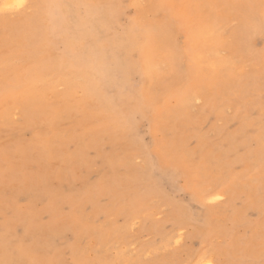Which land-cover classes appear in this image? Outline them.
Here are the masks:
<instances>
[{"label": "rangeland", "instance_id": "rangeland-1", "mask_svg": "<svg viewBox=\"0 0 264 264\" xmlns=\"http://www.w3.org/2000/svg\"><path fill=\"white\" fill-rule=\"evenodd\" d=\"M22 1L0 264H264V0Z\"/></svg>", "mask_w": 264, "mask_h": 264}, {"label": "bare ground", "instance_id": "bare-ground-1", "mask_svg": "<svg viewBox=\"0 0 264 264\" xmlns=\"http://www.w3.org/2000/svg\"><path fill=\"white\" fill-rule=\"evenodd\" d=\"M5 1H7V2L9 1V2L11 3V1H13V0H11V1H10V0H4V2H5ZM15 1H16V2H15ZM213 1H214V0H213ZM4 2L2 3V5H3V6H4V5L6 6V4H7V7H9V5H8L9 2H8V3H7V2L4 3ZM13 2H14V3H11V4H13V5L15 4V5H17V4H19L20 0H18V1H17V0H14ZM23 2H24V1L21 0L20 5H22ZM16 3H17V4H16ZM135 3H136V2H135ZM146 3H147V2H146ZM213 3H215V2H213ZM148 4H149V3H148ZM201 4H202V3H201ZM201 4H200V5H201ZM15 5H14V6H15ZM20 5H18V6H16V7H19ZM133 5H134V4H133ZM133 5H132V6H133ZM175 5H176V4H175ZM71 6H72V5H71ZM137 6H138V5H136V7H137ZM11 7H12V6H11ZM73 7H74V6H73ZM217 7H218V6H217ZM3 8L6 9V7H3ZM134 8H135V7H134ZM139 8H140V7H139ZM139 8H138V9H139ZM200 8H201V6H200ZM117 9H118V8H117ZM135 9H136V8H135ZM80 10H81V9H80ZM118 10H119V9H118ZM121 10H122V9H121ZM123 10H124V9H123ZM64 12H65V11H62V13H64ZM118 12H120V11H118ZM104 13H106V11H105ZM201 13H202V12H201ZM64 15H65V14H64ZM64 17H66V16H64ZM143 17H144V16H143ZM100 18H101V17H100ZM65 19H68V16H67V18H65ZM65 19H63V20H65ZM145 19H148V18H145ZM69 20H70V18H69ZM65 21L67 22V20H65ZM71 21H73V20L71 19ZM71 21H70V22H71ZM90 21H91V20H90ZM90 21H89V22H90ZM109 21H110V20H109ZM141 21H143V20H141ZM108 23H109V22H108ZM40 24H41V23H40ZM43 24H44V23H43ZM43 24H42V25H43ZM65 24H66V23H64V25H65ZM93 24H94V23H93ZM112 24H113V23H112ZM64 25H63V26H64ZM67 25H68V23H67ZM69 25H70V24H69ZM40 26H41V25H40ZM40 26H39L38 29H35V31H36V30H39V31H40V29L42 28V27H40ZM71 26H72V25H70V28H71ZM111 26H112V25H111ZM67 28L69 29V26H68ZM96 28H97V27H96ZM43 29H44V28H43ZM43 29H41V31H42ZM115 29H116V27H115ZM117 30H118V29H117ZM28 31H29V30H28ZM30 32H32V31H30ZM33 32H34V31H33ZM37 32H38V31H37ZM42 32L44 33V30H43ZM125 32H126V30H125ZM112 33H114V32H112ZM115 33H116V32H115ZM248 33H249V32H248ZM109 34H110V33H109ZM107 36H108V35H107ZM27 37H29V36H27ZM27 37H26L25 39H28ZM93 37H94V36H92V38H93ZM108 37H109V36H108ZM40 38H41V37H40ZM94 38H95V37H94ZM100 38H101V37H100ZM23 40H24V39H23ZM28 40H33V39L30 37V39H28ZM28 40H26V41H28ZM35 40H36V38H35ZM93 40H94V39H93ZM39 41H40V40H39ZM23 42H24V41H23ZM32 42H33V41H32ZM36 42H37V41H36ZM10 43H11V42H10ZM20 43H21V42H20ZM20 43H19V44H20ZM26 43H28V42H26ZM26 43H25V44H26ZM77 43H79V41H78ZM6 44H7V43H6ZM12 44H13V43H11V45H12ZM90 44H91V43H90ZM103 44H104V43H103ZM28 45H29V44H28ZM35 45H37V44H35ZM14 46H15V45H14ZM14 46L12 45V47H14ZM32 46H33V45H32ZM97 46H99V45L97 44ZM102 46H104V45H102ZM30 47H31V45H30ZM99 48H100V46H99ZM19 50H20V49H19ZM23 50H24V49H23ZM23 50H22V51H23ZM25 50H27V49H25ZM88 50H89V49H88ZM31 51H32V50H31ZM33 52L36 53L35 50H33ZM209 52H210V51H209ZM29 53H30V52H29ZM37 53H38V52H37ZM37 53H36V54H37ZM30 54H32V52H31ZM157 54H158V53H157ZM162 54H163V53H162ZM32 55H33V54H32ZM37 55H38V54H37ZM155 55H156V53L154 54V57H156ZM164 55H166V54H164ZM170 55H171V54H170ZM172 55H173V54H172ZM172 55H171V56H172ZM35 56H36V55H35ZM106 56H107V55H106ZM167 56H169V55L167 54ZM215 56H217V55H215ZM107 57H108V56H107ZM158 57H159V56H158ZM162 57H164V56L162 55ZM19 58H20V57H19ZM33 58H34V57H33ZM56 58H57V57H55L54 59H56ZM20 59H21V58H20ZM22 59H24V58H22ZM54 59H53V60H54ZM57 59H58V58H57ZM154 60H155V59H154ZM56 61H58V60H55V62H56ZM158 61L161 62L160 59H159ZM158 61H156V62H158ZM163 61H164V60H163ZM32 62H34V60H33ZM153 62H154V61H153ZM56 63H57V62H56ZM97 63H98V62H97ZM168 63H169V62H168ZM168 63H167V64H168ZM19 64H20V63H19ZM40 64H41V63H40ZM152 64H153V63H152ZM158 64H159V63H158ZM163 64H166V61H164V62L162 63V65H163ZM154 65L157 66L156 64H154ZM154 65H153V67H154ZM162 65L160 64V66H162ZM169 65H170V64H169ZM163 66H164V65H163ZM88 67H89V66H88ZM157 67H158V66H157ZM36 68H37V67H36ZM117 68H119V67H117ZM37 69H38V68H37ZM89 69H90V67H89ZM225 69H226V68H225ZM154 70H155V67H154ZM28 72H29V71H28ZM154 72H155V71H154ZM154 72H152V73H154ZM8 73H9V72H8ZM33 73H34V71H33ZM85 74H86V73H85ZM85 74H84V75H85ZM148 74H149V73H148ZM71 75H73V74H71ZM154 75H156V73H154ZM27 76H28V74H27ZM86 76H87V75H86ZM160 76H165V75H164V74H163V75H159V76L156 75V76H155V77H156L155 79H157V78L160 77ZM88 79H89V77H88ZM44 80H46V79H44ZM44 80H43V82H45ZM60 80H61V79H60ZM64 80H65V79H64ZM155 81H156V80H155ZM157 81H158V80H157ZM24 82H26V81H24ZM72 82H73V81H72ZM35 84H36V83H35ZM71 84H72V83H71ZM72 85H73V84H72ZM34 87H35V85H34ZM114 92H115V91H114ZM21 93H22V92H21ZM15 94H16V93H15ZM121 94H122V93H121ZM28 95H29V94H28ZM30 96H31V95H30ZM36 98H37V97H36ZM44 98H45V97H44ZM44 98H43V100H44ZM19 100H20V99H19ZM6 102H7V101H6ZM84 102H85V101H84ZM87 103H90V102L88 101ZM3 104H4V103H3ZM25 104H26V103H25ZM27 104H28V103H27ZM1 105H2V104H1ZM6 106H7V105H6ZM28 106H29V105H28ZM85 114H86V113H85ZM87 114H88V113H87ZM6 115H7V113H6ZM62 116H63V115H62ZM5 118H6V117H5ZM7 118H8V117H7ZM122 130H123V129H122ZM213 197H214V196H211V198H213ZM26 237H27V236H26ZM15 239H16V238H15ZM23 245H24V244H23ZM26 245H27V244H26ZM25 247H26V246H25ZM23 248H24V247H23ZM32 251H33V250H32ZM8 253H10V252H8ZM2 263H3V262H2ZM9 264H10V263H9Z\"/></svg>", "mask_w": 264, "mask_h": 264}]
</instances>
